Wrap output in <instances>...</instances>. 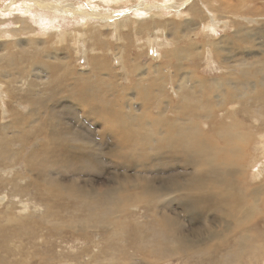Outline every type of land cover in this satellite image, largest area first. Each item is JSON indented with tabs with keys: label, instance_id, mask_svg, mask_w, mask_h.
I'll return each mask as SVG.
<instances>
[{
	"label": "rangeland",
	"instance_id": "1",
	"mask_svg": "<svg viewBox=\"0 0 264 264\" xmlns=\"http://www.w3.org/2000/svg\"><path fill=\"white\" fill-rule=\"evenodd\" d=\"M47 1L56 2L60 0ZM143 1L144 0H76L77 9L104 14L108 19V21L101 22L99 19L88 18L91 19L90 22L92 27H90V32L85 35L83 28H81V26L78 25L79 22H77V20H80L79 16L61 12H55V14L37 9V3L35 1L0 0V158L3 161L6 159V163L0 161V169L2 170H0V264H166L164 258H160L159 262H154L152 258L157 257L154 255L148 256L151 249H149L150 245L147 240H145V244H142L143 242H136L135 236V242H132L133 235L138 230L142 231L144 234L148 233V223L149 220L151 221V216L150 213L145 210L149 205L146 201L139 200L138 202L130 203L129 199H125L123 203L125 205L123 208L125 211L121 212L120 215L114 219L111 218L113 217L111 215L107 217L106 214H103V209L101 208H96V212L90 217L85 213H80L82 206L81 200H73V196H70L72 198V200H70L68 194L60 200L59 196L55 193L49 192L46 188L39 189L35 186V184L45 185L46 178V182L49 183L48 187L52 189L60 187L57 185V181L59 183L61 181L62 184L74 182L79 186H83V184L86 183L85 185H88V189H91V191L94 190L99 194L100 192H105L106 186L109 185V187L111 186V190H118L120 193L117 194L122 196L124 192L140 193V191L136 189H139L141 186L137 183V179L141 181V177L148 176L158 179L159 175L164 172L167 176L166 179H168V177L179 178L183 174L180 168L182 167L181 158L174 154H171L166 159L169 167H160L162 171L157 168L150 171V173L148 172V174L143 173L139 169H129L126 163L123 165L117 159L116 155H113L118 152L115 145L113 143H106L105 139H109L111 134L104 135L102 119L90 116L87 113L88 108L86 106L81 107L77 105L75 101H72L70 98L71 92L76 93V95L80 97L88 92L90 94V99L100 105L109 100L104 93L107 87V80H102L103 78L100 77L104 75V78L107 79L106 73L97 72V69L92 66V61H97L99 57L103 58L108 69L111 68L109 69L110 72H108L111 75L110 78L114 77V80L121 79L122 81L120 82L125 88L130 87L129 85L131 84V82H127V78L124 75V73L126 74L125 66L128 71L133 70V68L136 70V66H139L138 68H142L146 72L150 69L151 73L154 72V74H156L157 69L160 67L156 69L155 67L163 65L161 71L163 72V69H166L167 71L164 72L168 75L169 80H173V85L176 86V84H179L181 86V91L179 93L176 92L178 90H175L169 82L168 86L161 89L162 95L165 98L160 99L155 97L156 94L160 93V91L157 90V86H155L153 89L156 94L154 97H150L145 101H142L144 96H140L136 99L133 94L124 91L122 87L116 88L115 92H113V100L114 104L116 99L119 100V105L115 104L117 110H122L123 115L130 116L131 108L139 109L137 114L140 116L138 118L133 121H122V125H132V122L138 121L139 125L134 124L135 126H133V129L135 131L138 130L140 136H143L144 132L149 133V131L151 132V136H156L154 128L148 125L150 122L156 123L159 113L157 107L159 104L161 106H168V109H166L167 111H165V116L167 118L173 119V113L170 112L173 110L175 113L174 117L177 116L176 109L178 107L175 106L179 105L181 100L178 101L179 98L175 96V92L178 96L185 92L191 93V97L188 96L183 99V103L185 106L189 104L192 106L193 111L189 113L192 117L196 114L198 108L203 111L209 108L213 111L216 110V149H218V152L223 151L219 157L225 160V164L224 161L218 164L222 167L224 179L232 182L234 180L236 183L241 182V186L244 188L246 187L243 185L246 184V186H248L249 183H245V181L252 173L251 171H254L256 165L251 164V158L246 157L248 161L244 158L250 154L256 155V150L260 148L261 145L262 148L264 147V132L262 130L255 131L256 127H264V121H262L260 117L258 118L259 120L255 119V113L252 111L255 108L251 107H254L252 102L257 104L263 102L254 100L249 101L250 96L248 97V93L242 86L232 88V91L228 90L227 86L226 88H219L216 84V80L225 77L228 78L231 76V73L234 74L233 76H239V69L230 71L228 67L236 62L238 63L243 56L247 58L249 63L253 64L257 59L262 57L259 53L261 52L262 54L264 51V0H185L183 7L181 6L182 8H175L176 10H181L178 12L182 14L183 18L180 16L181 18L179 17V19L171 16L173 13L171 7L172 4H175V0H147L150 1L152 5H154L155 2L160 3V5L155 4L156 6L158 5V8L155 6H151V8H156L154 12H165L167 14V19L157 18L152 20L166 21L165 24H168L166 28L170 35L171 32L174 31L173 34H175L177 33V29L184 28L185 20H189V15L194 14V22L196 24H200V22L205 23L210 19L209 21L216 25L215 35H213L209 27L207 28L208 35L216 39V41L227 40V38L230 39L235 36L234 32L240 29L239 26H242V28L246 26L251 27L252 30L260 28L263 30L260 36L256 35V37H253L254 40H257L253 46L248 44L251 39L239 41L236 39L233 41V45L225 44L224 41L217 42L218 47H221L216 49V64H214V59L209 60L207 63L206 54L194 56L191 60H183L181 63L185 64L186 69L184 71L186 72L187 69L192 67L197 76V78H192L190 80L185 79L184 72L181 70L174 72L172 76L170 70L175 71L174 68H177V64L180 62L172 55L170 57H165V54L167 51L173 52L172 50L175 45H166L168 40L166 42L162 41L161 43L154 41L155 39L151 37L153 34L150 33V31L153 30V28H151L153 22L150 21L151 19L144 21L142 27H139H147L149 32L140 30L136 32L134 30L136 27L134 26L133 30L135 33H131L129 27H133V24H137L135 13L139 11H143L144 15L147 13V8L141 7L145 3ZM197 7L202 10L200 11ZM196 9H198V15L196 14ZM26 12H28V14ZM26 17L29 19V23L25 25L24 18L26 19ZM197 17H201L202 19H197ZM125 20V30L122 29V26L119 24L117 27L118 37L114 38L112 33L115 31L112 27ZM42 21L44 24H42ZM99 22L100 24H98ZM97 26H99V28ZM80 30L81 34L83 33L84 35H82L83 37L79 42V46H77L73 33ZM5 31L6 34L4 35ZM182 33L184 32L182 31L181 34ZM154 34L155 36L157 35L156 32ZM242 35L250 37L249 33L244 34V31L240 34V36ZM193 36H195V34H193ZM209 36L201 37V39L198 37L197 40L201 44H206L208 38H210ZM151 39H153L154 42H150ZM32 40H34L33 43ZM105 40H107L108 44L111 46L109 50L103 45ZM47 41H51V43L47 44ZM133 42L135 46H133ZM188 42V39L183 37L180 45L183 46ZM117 44H120L123 48L122 58L119 55L120 52H116L115 46H119ZM150 44H152L151 48L149 47ZM47 45H52V50H48L49 46L47 47ZM55 46L59 48L58 55L52 54L53 51H55L54 49H56ZM227 46L230 48L232 46L238 48L234 56H230V59L228 58L229 60H227L224 55V51L222 52L223 48L227 49ZM60 49H62V51ZM102 58L99 60V63L102 61ZM15 60L16 62H14ZM129 67L131 69H129ZM171 67L174 68L171 69ZM113 71H115V73ZM15 74L17 75L14 76ZM139 77L140 76L135 75L134 80L141 79ZM155 77L156 76H153L151 79ZM215 78L216 80H214ZM144 79H146V75H144ZM101 80L102 83L99 84ZM58 83H61L62 86H59ZM145 84L149 85V82L146 81ZM258 88L261 89V85L258 86ZM52 90L54 92L51 93ZM97 94L99 95L93 98ZM239 96L241 97L239 98ZM170 97L175 102L170 103ZM50 98H52V101H49ZM230 98H232V101L229 102L227 106L224 102L229 101ZM75 99L79 100V98ZM95 99L97 100L95 101ZM22 100L23 103L19 105L21 107H18L16 101L20 102ZM34 100L38 102L48 101L50 103L49 107L55 108L57 114L55 110L49 109V107L45 108L39 105L38 108H35L30 104V108H35L42 115L35 114L32 118H29V108L25 106V103ZM91 104L97 107L96 104ZM73 105L76 106V109L72 107ZM223 105H225V107H223ZM259 109L260 113L264 114V106L260 105ZM15 110L25 118L23 123L20 124L21 126L13 124L12 115H14L13 113H15ZM103 114L104 112L102 111V115ZM225 116L226 118L224 119ZM75 120H77V122ZM254 120H258V122H253ZM38 121L39 123L36 124ZM243 122H245L244 127L242 125ZM41 123H51V125L47 128L44 125H42V127L40 125ZM31 125L33 126L32 129L38 131V137L40 131L43 133L41 135L42 138L49 135V130L55 129L58 125L56 128H58L60 132L58 131V135L55 136L58 138L65 137L70 143L81 144L75 134H77V132L84 134L89 139L94 140L92 146L97 143L98 146L105 148L106 155H104L102 159H97L96 165L101 164L103 166L102 163H104L107 169L101 166L98 170L81 165L63 167L52 158L55 154L52 147L47 146L44 150L33 151V148H35L38 143V137L35 136L24 141H10V145V137L14 136L17 127L23 128ZM250 128L251 130L249 131ZM241 130L242 132H240ZM88 132H91L93 135L88 134ZM114 132L115 134L121 132L126 136L129 135L122 126L118 131ZM203 132H205L204 136L208 138L206 134L208 131L204 130ZM223 132L225 133L224 135ZM124 135L121 136L124 137ZM211 136H215V134L213 132L209 133V137ZM5 137L8 139L7 142L9 144L5 142ZM174 138V136H171L170 140L173 141ZM253 138L254 141L252 142ZM138 140L135 141L138 142ZM208 140L210 141V145H212V139ZM236 141L241 145H238ZM247 143L249 144L248 146ZM242 144L244 145L242 146ZM64 145L65 144H63V146ZM237 146L240 147L237 148ZM93 147H95L94 150L98 149L97 146ZM238 152L241 155H239ZM28 153H30V155ZM236 153L238 155H236ZM8 154L11 157L7 156ZM89 158L90 157H88V159ZM10 159L12 163L15 162L12 164ZM25 159L26 161L29 159L26 162L27 166L26 164L24 165ZM227 160H231L232 164L235 162L239 165L237 170H240V173H242L240 178L238 173L236 178L232 175L230 169L233 167L230 166L232 164L228 163ZM255 161H257L256 164H258V161L260 162L258 158H256ZM28 165H30V167H28ZM42 166L45 168H42ZM40 167L43 169L44 173H54L52 176L54 182L50 177L45 176L43 181L39 179L42 182L40 181V183H38L36 176L34 175L32 177V175H30L32 170L37 172ZM29 168L31 173L28 171ZM197 168L198 167H191L188 173L185 171V175L188 176L190 173L196 174ZM65 171L68 172L66 173ZM60 173L62 175H60ZM263 176L264 175L257 177L255 181H252L253 184L255 183V186L262 185V183L264 184ZM126 180L129 182H126ZM13 181L16 182L14 183ZM71 190L78 194V189L71 188ZM195 193L197 192H193V197ZM169 199L173 202L174 214L179 217L184 215V208H181L180 205V194L175 193ZM188 200L189 199H184L185 203ZM134 203H137V208L129 209ZM221 213L222 209L218 205L216 206V211L207 216V221H209V224L214 228V234H212L213 232H209L204 239V244L214 247L216 243L228 240L229 236L226 235V228L220 221ZM55 219L57 220L55 221ZM180 221L185 225V228H181V230H185L184 233L187 234L194 223L192 224L189 217H182ZM120 222L129 228H131L132 224L137 228L134 227L132 230L129 229V232L124 236L121 231V235L116 236L115 232L118 231L117 227L120 225ZM89 225H101L103 227L97 229ZM200 226L207 229L204 225L200 224ZM260 227L261 226H259L257 231ZM211 235L216 237L214 244H212ZM257 241L256 248L258 245L260 246L263 244V239L257 238ZM236 243L237 242L233 241L232 245L238 247ZM151 247L152 249L154 248L153 246ZM223 247L225 248V246ZM246 250L248 251V249H245L244 252ZM224 252L225 254L222 256H226L230 252L229 243ZM177 255L180 259L179 261L176 260V256L174 258L175 261L173 260L167 264H194L196 260V257H194L190 258V261L187 262L186 258H184L181 253ZM222 256L217 257L222 258ZM256 256L257 253L255 257ZM216 264H230V261H228L227 257H224L222 260L216 259ZM240 264L243 263L241 262Z\"/></svg>",
	"mask_w": 264,
	"mask_h": 264
},
{
	"label": "bare ground",
	"instance_id": "2",
	"mask_svg": "<svg viewBox=\"0 0 264 264\" xmlns=\"http://www.w3.org/2000/svg\"><path fill=\"white\" fill-rule=\"evenodd\" d=\"M29 1L31 2L35 1L37 3L36 8L40 10L49 11L51 13L61 12L64 14H73L75 16H79L80 20H77V22H79L78 25L81 26V28H83V32H85V35H87L88 32H90V27H92L90 20L92 18L99 19L101 22L108 21L107 17H105L104 14L95 13L93 11L86 12V11L77 9L76 3H75L76 0H60L56 2L55 1L51 2L47 0H33V1L29 0ZM184 1L185 0H175L174 1L175 4H172V7H171L172 12H173L172 14H174V15L171 14L172 17H175L176 19H179L180 16L182 17V14L178 12L181 10L179 9L176 10L175 8H179V7L182 8L184 5L183 4ZM143 2L145 3L141 7L142 8L146 7L147 13L145 12L146 15H144L143 11H139L135 13L137 24H133V27L130 24L131 27H129L132 34H134L135 31L138 32L139 30L149 32L147 27L139 28V27H142L144 21H148L150 19H151L150 21H153L152 19L166 18L167 14L165 12H154V10L158 8V5L156 6L155 4L160 5V3L155 2V4L152 5L150 1L144 0ZM12 4H13V1H12ZM151 6L153 7L155 6L156 8H151ZM198 9L200 11L202 10L201 8H198ZM198 9H196L197 15L199 14ZM16 10H17V7H16ZM26 13L28 14V12ZM127 16H130V15H127ZM146 16H148L149 18ZM194 16L195 14L189 15V20H185V22H188L189 25L188 23L184 22L185 27L182 29H179L180 31L177 29L176 30L177 33L175 34H173L174 31L171 32V35L169 34L166 28V26L168 25V24H165L166 21L165 22H162V21L152 22L151 28H153V30L150 31V33L153 34L151 37L155 39L154 41L161 43L162 41L166 42L168 40V43H166V45H169V46L175 45L174 49L172 50L173 52L167 51L165 54V57H170L172 55L176 57L177 60H179L180 62L179 64H177L178 65L177 68L171 67V69L173 68L175 69V71L170 70L172 76L174 72L181 70L182 72H184L185 79L190 80L192 78H197L192 67L190 69H187L186 72L184 71L186 69L185 64L181 63L183 60L184 61L191 60L192 57L194 56H201L203 54H206L207 63L209 60L214 59V64H216V49H219L221 47V46L218 47L217 42L224 41L225 44L233 45L232 43L236 39H238V41L251 39L249 40L248 44L253 46L257 42V40H254L253 37H256V35L260 36L263 32L261 28L252 30L251 27L246 26L245 28H242V26H239L240 29L234 32L235 36L231 37L230 39L227 38V40L216 41V39H213V37L209 36L208 35L209 33L207 32V28L209 27V29L213 32V35H215L216 25L212 23L211 21H209L210 19H208V21L205 23L200 22V24H196L194 22L195 21ZM88 18H91V19H88ZM200 18L197 17V19H200ZM24 21H25V25L29 23V19L27 17L26 19L24 18ZM125 22L126 20L121 23H117L116 26L112 27L115 31L112 33L114 38L118 37L117 27L119 24L120 26H122V29L125 30ZM42 24H44V22ZM98 24H100V22ZM134 26L136 28H134ZM97 27L99 28V26ZM133 28L135 31L133 30ZM182 31L184 33L181 34ZM243 31H244V34L249 33L250 37H247L244 35L240 36V34L243 33ZM155 32L157 34L156 36L154 34ZM1 33H4V32H1ZM5 34H6V31L4 35ZM73 34L75 35V44L79 46V42L81 41V38L83 37L82 35L84 34L83 33L81 34V30ZM193 34H195V36H193ZM204 36L205 37L209 36L210 38H208L206 44H201L200 42H198L197 39L198 37L201 39V37H204ZM183 37L188 39L189 42L181 46L180 42L182 41ZM33 41L34 40H32V43ZM154 41L153 39L150 40V42H154ZM50 43L51 41H47V44H50ZM132 44L133 46H135L134 42ZM103 45L107 50L111 48L107 40L103 42ZM117 45L119 46H115V49L117 50L116 52H120L119 55L122 58L123 48L120 46V44H117ZM47 47H48V50H52L53 48L52 45H47ZM55 47L56 49H54L55 51H53L52 54L58 55L59 48L57 46ZM149 47L151 48L152 44H150ZM226 48L227 49L223 48L222 52L224 51L225 53L224 55L226 56L227 60H229L230 56H234V54L236 53V49L238 48L234 46H232L231 48L227 46ZM60 50L62 51V49ZM259 55L260 56L262 55V57L257 59L254 64L249 63L247 61V58L243 56V58L240 61H238V63L236 62L235 64H232L228 67L230 71L239 69V72H240L239 76L238 75L233 76L234 74L231 73V76H229L228 78L225 77V78L218 79V80H216L215 78L214 80H216V84L219 88H226L227 86L228 90L230 91H232V88H237L238 86H242L244 90L248 93V97L250 96L249 101L254 100V101L263 102L261 104L252 102V105L254 107H251V108H255L254 109L255 111L252 110L255 113V119H258L260 117L261 120L264 121V114L260 113V109H259L260 105L264 106V51L262 52V54L260 52ZM101 58L99 57L97 58V61H92V66L95 69H97V72H100L103 74L106 73L107 79L104 78V75H101L100 77L103 78L102 80H107L106 82L107 87L104 93H105V96L109 98V100L107 102H104V104L100 105L98 103L93 102L90 99V94L88 92H86L82 97L76 95V93L74 92H71L70 98L72 99V101H75L77 105H80L81 107L86 106L88 108L87 113L90 116H94L95 118L102 119V125L104 127V135L106 136L108 134H111V137H109V139L107 140L105 139V141L106 143H113L115 145V147L118 149V152L113 155H116L117 159L123 165L124 163H126L129 169H139L143 173H148V172L150 173V171L157 169V168L161 170L162 166L164 168L169 167V164H167L166 159L171 154H174L175 156L181 158L182 167L180 168L183 172L182 176L179 178L168 177V179H166L167 177L166 173L163 172V174L159 175L158 179L150 178L148 176L141 177L140 178L141 181L137 179V183L140 184L141 186L139 187V189H136L140 191V193L135 194V193H130V192H124L122 196L117 194V193H120L118 190H111V186L109 187V185L106 186L105 192L103 193L100 192L99 194H97L94 190L91 191V189H88L87 188L88 185L87 186L85 185L86 183L85 184L82 183L83 186H79L74 182L70 184H65V183L62 184L61 181L60 183L57 181V185H59L62 189L60 187L59 188L57 187V189H52L48 187L49 183L46 182V178H45V183H44L45 185L35 184V186L39 189L46 188L49 192L55 193L57 196H59L60 200L61 198H64V196L67 194L70 200H72L70 196H73L74 198L73 200H81L82 206H81L80 213H85L87 216H90V217L94 214V212H96V208H101L103 209V214H106L107 217L111 215L113 216L111 218L114 219L118 217V215H120L121 212L125 211V209H123L125 206L123 204L125 199H129L130 203L138 202L139 200L146 201L149 205L148 207L145 208V210L149 212L151 216V221L149 220V223H148V233L144 234L142 231L138 230L136 233H134L132 242H135V236H136V242H143L142 244H145V240H147V242L150 245L149 249H151L148 253L149 254L148 256L154 255L157 257V258L155 257L152 258L154 262H159L160 258H164L167 264L169 262H172L176 256H177L176 260L179 261L180 259L177 254L181 253L183 257L186 258L187 262L190 261V258L196 257L194 264H201V263L216 264V259L222 260L224 257L228 258V261H230V264H240L241 262L243 264H264V184L261 182L262 185L255 186L254 185L255 183L253 184L252 182V181H255L257 177L264 175V147L262 148L261 147L262 145H261L260 148L256 150V155H251L249 153L250 155H247L244 158L246 161H248L246 157L251 158L252 159L251 164L256 165L254 171H251L252 173L251 174L249 173L250 175L247 174L249 175V177L246 179L245 183L248 182L249 184L248 186H246V184L243 185L246 188L241 186L242 184L240 180H239L240 183H236L234 182V180L233 182L226 181L223 176L224 172L222 170V167L221 165L218 164L219 162H223V161L225 164V160L219 157L223 152L222 150L224 149L221 150L222 152H218V149H216V139H215L216 138V110L215 109H214L215 111H213L211 108L207 109L206 111H203L198 108L196 114L192 117L189 114L191 111H193L192 106H190V104L188 106H185V104L183 103V99L187 98L188 96L191 97V93L185 92L184 94L181 93L178 96L176 92L180 93L181 86L179 84H176V86L173 85V80L172 79L169 80L168 75L164 72L167 70L163 69V72L161 71V69L163 68L162 67L163 65L162 66L159 65L155 67V69L160 67L157 69L156 74H154V72L151 73L150 69L146 72L144 69L138 68L139 66H136V64H135L136 70L133 68V70L131 71H128L127 67L125 66L126 74L124 72L122 73H124V75L126 76L127 82H131V84L129 85L130 87L125 88L122 86L120 82L122 81L121 79L114 80V77L110 78L111 75L108 72H110L109 69L111 68L108 69L103 58H102V61L99 63V60ZM14 62H16V60ZM14 67H15V64H14ZM129 69L131 68L129 67ZM113 72L115 73V71ZM16 75L17 74H15L14 76ZM135 75L140 76L139 78L141 79L134 80ZM144 75H146V79H144ZM153 76H156V77L151 79V77ZM102 80L99 82V84L102 83ZM4 81H7V80H4ZM146 81L149 82V85L145 84ZM169 82L171 83L170 85H172V87L175 90H178L175 92V96L179 98L178 101L180 100L181 101L179 102V105L175 106V107H178L176 109V113H177L176 117H174L175 115L174 110L170 111L173 113V119L167 118L165 116L166 115L165 111H167L166 109H168V106H161L159 104V106L157 107L159 109V113L157 116L156 123L150 122V124L148 125L154 128V132L156 136H151L150 131L149 133L144 132V135L140 136V133L138 132V130L135 131L133 129V126L139 125L138 121L132 122V125L131 124L124 125V126L122 125V121H128V120L133 121L136 118H138L140 115L137 114L139 109L131 108L130 116L123 115L122 110L116 109L115 104L119 105V100L116 99L115 104H114L113 92H115L117 87H122L124 91L130 92L136 97V99H138L140 96H144L142 101H145L146 99H149L150 97H154L156 92L154 91L153 88H155V86H157V90L160 91V93L156 94L155 97L158 99L165 98L162 95L161 89L163 87L168 86ZM58 85L62 86L61 83H58ZM190 85H193V84H190ZM260 85H261V89L258 88V86ZM52 92L54 91L52 90L51 93ZM98 95L99 94L95 95L93 98H95ZM240 97L241 96H239V98ZM75 98H79V100ZM96 100L97 99H95V101ZM49 101H52V98H50ZM89 101L91 103L96 104L97 107L91 104ZM231 101H232V98H230L229 101H225L224 103L228 106V103ZM172 102H175V101H173V99L171 98L170 103ZM20 103H23V100L20 102L16 101V104L18 107H21L19 106ZM30 104H32V106H34L35 108H38L39 105L45 108L49 107L50 105L48 101L38 102L34 100V101L26 102L25 106L29 108L28 110L29 118H32V116H34L35 114L42 115L35 108H30L29 106ZM72 107L76 109L75 105H73ZM223 107H225V105H223ZM100 108L104 112L103 115H102V111ZM49 109L55 110V108H51V107H49ZM48 112H51V111H48ZM13 114H14L12 115V119L14 121L13 124L17 126H21L20 124L23 123L25 118H23L21 114H18L17 110H15V113ZM225 118L226 116L224 117V119ZM249 118H250V115H249ZM258 120H254L253 122H258ZM75 121L77 122V120ZM246 121H247V118H246ZM38 123L39 121L36 124ZM244 123L245 122L242 123L243 127H244ZM40 125L41 126L44 125L45 127L48 128V126H50L51 123H48V124L41 123ZM120 125L127 131V133L129 134L128 136L124 135V133L122 134L121 132L118 134H115L114 131H118L121 128ZM27 127H23V128L17 127L15 129L16 131L14 132V136L10 137L9 143L10 141L19 142V141L28 140L32 136L38 137L37 135L38 131L32 129L33 127L32 125L29 126L28 128ZM56 127L53 130H49V135H46L44 138L41 137L43 133H41V131L39 130L40 135L37 138L38 143H37V146L33 148V151L44 150L46 149L47 146H49V147H52V149L55 151V154L52 158H54L55 162L62 165L63 167L64 166L68 167L71 165L73 166L81 165L87 168L91 167V168H95L98 170L100 169L102 165L101 164L96 165L97 164L96 160L102 159V157L106 155L105 148H102L98 146L97 143H95V145L93 146H97L98 149L94 150L95 147L92 146V143H94L93 142L94 140L89 139L84 134H81L78 132L77 134H75V136L78 138L81 144L70 143L68 142L67 139H65V137L58 138L55 136V135H58V131H59V129ZM204 130L208 131L206 132V134L208 135V138L204 136L205 135V132H203ZM250 130L251 128L249 129V131ZM258 130H262L264 132V127L263 126H260L259 128L256 127L255 131H258ZM47 131H42V132H47ZM211 132H213L215 136L209 137V133ZM240 132H242V130ZM88 134L93 135L91 132H88ZM120 134L124 135V137H122ZM224 134L225 133L223 132V135ZM82 136L86 139H84ZM171 136L175 137L173 141L170 140ZM255 136H258V135H255ZM208 139H212L213 141L212 145H210V141ZM5 140H6L5 142H7L8 139L5 137ZM135 140H138V142H136ZM253 141H254V138L252 142ZM236 143L238 145H241L237 141ZM63 144L65 145L63 146ZM244 144H242V146ZM248 145L249 144L247 143V146ZM239 147L240 146H237V148ZM28 154L30 155V153ZM238 154L236 153V155ZM7 156H9V154ZM88 157L90 158L88 159ZM256 158L260 160V162L258 161V164H256L257 163V161H255ZM28 160L29 159H27V161ZM0 161H3V160L1 159ZM4 161L3 163H6V161L5 162ZM27 161L25 159L24 165L26 164V166H27V163H26ZM17 162H18V159H17ZM227 162L232 164L231 160L230 161L227 160ZM102 164H103L102 167L107 169L106 164L104 163ZM30 165H28V167H30ZM230 166L233 167L230 169V171L232 172V175L236 178V175L238 173V176L240 178L242 176V173H240V170L239 171L237 170V167H239V165L233 162V164ZM191 167L192 168L198 167L196 169V174L190 173L188 176L185 175V171L188 173V170ZM42 168H45V167L42 166ZM42 168L40 167L37 172H34L32 170V173H31L30 168L28 171H30L31 173L30 175H32V177L34 175L36 176V178L38 179V183H40L41 181L39 179H42L43 181L45 176L50 177L51 180L54 182V179L52 177L54 173L52 172L44 173ZM65 172L67 173L68 171H65ZM60 175L62 174L60 173ZM13 182L15 183L16 181H13ZM126 182H129V181L126 180ZM71 188L78 189V194L72 192ZM194 191L197 192L195 193L196 197L195 196L193 197ZM175 193L180 194V197H181L180 205H181V208L182 207L184 208V215H181L180 217L174 214L175 212L173 211V206H172L173 202L169 199ZM184 199H189V200L185 203ZM218 205L222 209L220 221L226 228V231H227L226 235L229 237H228V240H223L221 243H216V245L212 247L210 245L204 244L203 242L209 232L210 233L213 232L212 234H214V228L212 227V225L209 224V221H207V216H209L214 211H216V206ZM134 208H137V203H134L133 205H131L129 209H134ZM182 217H189L191 219L192 224L194 223L193 227L189 230L187 234L184 233L185 230H181V228H185V225L180 221V218ZM56 220L57 219H55V221ZM200 224L206 226L207 229H204L203 226L201 227ZM89 226L97 228V229L103 227L101 225H95V226L89 225ZM259 226L261 227L257 231ZM108 227H109V224H108ZM134 227L136 226L132 224L131 228H129L128 226H124L120 222V225L117 227L118 231L115 232V235L116 236L121 235V233L123 232V236H124L125 234L129 232V229L132 230ZM210 238L213 241L212 244H214V242L216 241V237L214 235H211ZM257 238L263 239V244L260 246L258 245L256 248V245L258 242ZM233 241L237 242L236 244L238 247L232 245ZM228 243H229L230 252L226 256H222L225 254L224 250L228 247ZM151 246H153L154 248L152 249ZM223 246H225V248ZM245 249H248V251L246 250L244 252ZM256 253H257V256L255 257ZM217 256H222V258H218ZM245 256H246V260H245Z\"/></svg>",
	"mask_w": 264,
	"mask_h": 264
}]
</instances>
